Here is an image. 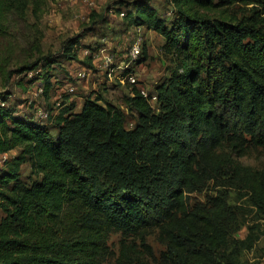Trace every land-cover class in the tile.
Returning a JSON list of instances; mask_svg holds the SVG:
<instances>
[{"label":"trees","instance_id":"trees-1","mask_svg":"<svg viewBox=\"0 0 264 264\" xmlns=\"http://www.w3.org/2000/svg\"><path fill=\"white\" fill-rule=\"evenodd\" d=\"M169 1L174 17L168 25L148 0L116 4L129 10V25L159 35L163 52L178 63L156 97L158 115L128 86L124 105L137 114L133 130L125 128L118 107L95 95L78 112L68 106L51 117L59 130L53 137L44 124L17 114L10 92H0V156L19 149L0 173V264H99L105 230L138 239L151 255L144 237L151 228L165 243L161 264H235L226 250L234 219L228 191H245L264 217V33L252 20L213 17L249 0ZM43 5L0 0L2 59L15 56L12 32L30 36L27 10L36 17ZM77 45L69 39L64 57H74ZM253 155L260 168L239 162ZM24 164L39 177L29 186L18 181ZM208 184L215 195L191 207L190 195ZM71 205L96 223L67 225L63 212ZM138 253L122 244L116 264H139Z\"/></svg>","mask_w":264,"mask_h":264},{"label":"rangeland","instance_id":"rangeland-1","mask_svg":"<svg viewBox=\"0 0 264 264\" xmlns=\"http://www.w3.org/2000/svg\"><path fill=\"white\" fill-rule=\"evenodd\" d=\"M120 1L44 0L41 12L36 17L32 15L31 8L27 10L30 36L21 30L19 33L12 32L10 40L16 46L15 56L10 62L0 57V92H10L7 101L18 115L44 124L56 137L59 130L51 117L68 106L73 108V112H78L85 98L100 95L123 112L127 130L136 128L137 114L127 111L124 105L130 87L126 82H121L122 75L132 73L138 89L158 98L178 63L173 56L163 52L164 40L159 35L144 27L129 25L125 18L129 10L117 6ZM123 1L131 3V0ZM148 1L157 17L168 25L174 17L170 1ZM220 1L213 0L215 3ZM213 17L226 22L252 20L264 33V0L239 2L231 8L220 9ZM69 39L78 40V45L75 56L67 59L63 47ZM33 42L38 46L35 51ZM133 45H139L144 54L129 65L128 53ZM49 61H55L56 65ZM36 62L38 66L34 71L21 72L22 67ZM201 65L208 69L206 63L201 62ZM209 70L212 72L213 69L210 67ZM46 73L48 84L41 79ZM152 107L154 114L158 115L159 100ZM18 153L17 148L0 156V173L7 170L6 164ZM239 162L250 168L262 166V160L255 155L242 158ZM37 180L39 177L30 172L28 164L20 166L18 181L22 185L29 186ZM214 195L208 184L200 193L190 195L189 204L191 207L205 206L207 198ZM226 202L234 211L226 250L234 254L235 264H264V217L256 214L245 191H228ZM63 215L67 225L96 223L75 205L66 207ZM102 234L106 247L104 255L98 259L99 264H116L122 244L136 247L139 264H161L160 254L165 250V243L156 228L149 229L144 236L151 255L143 252L138 239L132 236L106 230Z\"/></svg>","mask_w":264,"mask_h":264},{"label":"built area","instance_id":"built-area-1","mask_svg":"<svg viewBox=\"0 0 264 264\" xmlns=\"http://www.w3.org/2000/svg\"><path fill=\"white\" fill-rule=\"evenodd\" d=\"M120 16L122 17L123 14L121 13ZM128 56L130 58V64L135 63L137 60H139L142 56V51H141V47L139 45H133L130 47ZM79 76H82V74H80ZM121 82L124 83L126 82L129 86H136L135 85V78L133 76L132 73L130 72H126L122 75L121 77ZM140 90V89H139ZM141 95L146 98L148 100V102L152 105L153 103L156 102V97L154 95L148 94L146 92H144L143 90H140Z\"/></svg>","mask_w":264,"mask_h":264}]
</instances>
